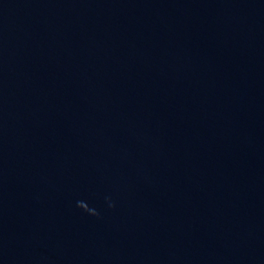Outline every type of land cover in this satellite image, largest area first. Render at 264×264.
I'll return each mask as SVG.
<instances>
[{
  "label": "water",
  "instance_id": "1",
  "mask_svg": "<svg viewBox=\"0 0 264 264\" xmlns=\"http://www.w3.org/2000/svg\"><path fill=\"white\" fill-rule=\"evenodd\" d=\"M0 264H264V0H0Z\"/></svg>",
  "mask_w": 264,
  "mask_h": 264
}]
</instances>
